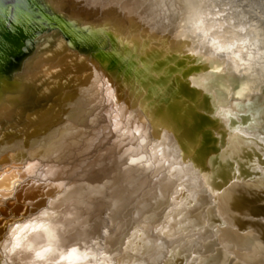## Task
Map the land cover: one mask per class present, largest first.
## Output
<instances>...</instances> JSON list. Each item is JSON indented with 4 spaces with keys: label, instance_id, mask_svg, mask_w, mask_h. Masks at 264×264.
<instances>
[{
    "label": "bare ground",
    "instance_id": "obj_1",
    "mask_svg": "<svg viewBox=\"0 0 264 264\" xmlns=\"http://www.w3.org/2000/svg\"><path fill=\"white\" fill-rule=\"evenodd\" d=\"M49 1L64 13L124 12L136 15L138 30L183 28L204 37L220 33L227 16L233 28L246 29L244 18L253 21L254 9L264 7V0ZM237 30L228 32L236 38ZM36 42L16 81L0 85V264L13 257L31 264H264V206L250 204L255 185L222 190L196 169L183 147L189 132L172 131L184 122L177 106L159 113L162 105L146 90L119 84L58 34ZM250 130L264 151V135Z\"/></svg>",
    "mask_w": 264,
    "mask_h": 264
},
{
    "label": "water",
    "instance_id": "obj_2",
    "mask_svg": "<svg viewBox=\"0 0 264 264\" xmlns=\"http://www.w3.org/2000/svg\"><path fill=\"white\" fill-rule=\"evenodd\" d=\"M254 10L257 18H244L246 29L233 28L225 15L223 30L204 37L201 30L189 36L183 28L178 34L152 32L147 27L138 30V24L133 25L136 15L124 12L117 18L107 12L85 16L81 10L64 13L49 0H0V50L6 51L0 59V85L16 81L23 60L36 50L37 39L58 34L69 51L85 56L114 80L120 79L119 84L146 90L148 97L162 105H156L159 113L177 106L184 122L171 130L176 135L183 129L189 132L191 141L183 147L196 169L212 176L214 187L222 190L233 184L255 185L251 196L258 194L257 200L250 204L264 206V151L254 143L255 133L248 132L264 135V7ZM222 16L215 14L217 20ZM126 24L133 25L128 34ZM230 26L238 29V37L228 32ZM240 58L246 65H241ZM236 64L241 67L237 69ZM249 66L248 72L242 71ZM253 116L257 122L250 119Z\"/></svg>",
    "mask_w": 264,
    "mask_h": 264
},
{
    "label": "clouds",
    "instance_id": "obj_3",
    "mask_svg": "<svg viewBox=\"0 0 264 264\" xmlns=\"http://www.w3.org/2000/svg\"><path fill=\"white\" fill-rule=\"evenodd\" d=\"M31 264V261L24 259L23 257H13L11 262H4V264Z\"/></svg>",
    "mask_w": 264,
    "mask_h": 264
},
{
    "label": "snow or ice",
    "instance_id": "obj_4",
    "mask_svg": "<svg viewBox=\"0 0 264 264\" xmlns=\"http://www.w3.org/2000/svg\"><path fill=\"white\" fill-rule=\"evenodd\" d=\"M42 215H47V213H46V212H43ZM17 227H19V226H17ZM25 227H27V225H25ZM12 231H15V229H12ZM13 247H14V248H15V247H18V245L14 244ZM46 251H51V249H46ZM36 256H37V257H40V256H41V253L37 252V253H36Z\"/></svg>",
    "mask_w": 264,
    "mask_h": 264
},
{
    "label": "rangeland",
    "instance_id": "obj_5",
    "mask_svg": "<svg viewBox=\"0 0 264 264\" xmlns=\"http://www.w3.org/2000/svg\"><path fill=\"white\" fill-rule=\"evenodd\" d=\"M35 45H37V44H34V46H35ZM9 48H10V47H9ZM9 48H8V49H9ZM5 53H6V51H5V50H3V51H2V50H0V59H2V58H3V56H5ZM31 55H32V54H31ZM31 55H30V56H31ZM30 56H29V57H27V58H25V59L23 60V62H25V61H26L28 58H30Z\"/></svg>",
    "mask_w": 264,
    "mask_h": 264
}]
</instances>
